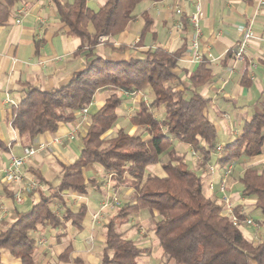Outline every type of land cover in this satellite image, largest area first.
Segmentation results:
<instances>
[{
  "label": "trees",
  "instance_id": "16d2710c",
  "mask_svg": "<svg viewBox=\"0 0 264 264\" xmlns=\"http://www.w3.org/2000/svg\"><path fill=\"white\" fill-rule=\"evenodd\" d=\"M17 1L0 0V24L12 14ZM141 1L104 0L94 11L87 7L86 0H51L59 20L68 26L71 35L80 38L75 52L85 49L88 56L94 54L93 49L101 36H114L126 28L136 17L133 11ZM141 16L144 24L140 38L152 24L147 13ZM109 46L119 51L128 48L123 43H109ZM183 49V45L173 51L149 48L140 57L124 60L95 55L67 82L53 89L43 90L24 83L25 93L13 108L11 126L30 140L46 131L54 132L60 122L76 119V111L87 107L99 88L108 86L113 90L90 114L80 153L71 163L61 164L59 182L53 185L44 180L48 194L42 193L39 201L26 211L14 208L12 221L6 222L5 228L0 230V264H5L1 260L3 250L18 257L20 264H36V239L31 231L39 224L55 228L69 220L76 228L83 227L87 206L81 203L76 211L72 210L63 193L70 190L84 194L88 188L96 187L95 180H85L83 176L84 169L94 163L109 172L117 185L133 186L135 190L133 202L117 207L104 226L100 264H138V257L151 253V247L136 246L118 229L129 214L144 208L155 209L158 214L152 229L165 260H173L174 264H264V239L254 243L243 234L240 228L243 213L235 210L239 224H234L222 213L221 200L204 194L201 174L192 169L185 154L172 145L173 141L188 145L200 155L203 165L210 163L218 145L217 130L205 113L210 99L197 90L212 77L208 61L201 57L188 76L190 86L178 89L180 78L172 70ZM246 75L247 70L243 77ZM141 91H149L153 99L148 105L140 101L129 121L147 131L148 138L141 133L129 134L123 128L108 136L106 133L118 118L117 108L123 101L121 92ZM160 106L163 115L157 118L153 108ZM263 130L264 111L256 112L245 121L241 133L224 146L215 161L224 166L241 155L250 157L261 153ZM7 149L0 139V150ZM163 155L167 157L164 161L161 160ZM155 163H160L164 175L146 174V166ZM34 174L39 181L43 180L38 171ZM240 182L241 194L253 195L255 207L264 215V168L245 167ZM6 195L14 197L11 192ZM53 199L58 200L61 214L50 207ZM71 250L68 245L57 259L84 264L79 256L69 257Z\"/></svg>",
  "mask_w": 264,
  "mask_h": 264
},
{
  "label": "crops",
  "instance_id": "0c3cea01",
  "mask_svg": "<svg viewBox=\"0 0 264 264\" xmlns=\"http://www.w3.org/2000/svg\"><path fill=\"white\" fill-rule=\"evenodd\" d=\"M103 3L104 0H86L87 7L94 11ZM140 4L141 8L137 10ZM133 12L136 17L128 22L126 28L114 36H105L90 56L85 49L75 52L80 38L71 35L68 26L59 20L51 0H18L12 7V14L0 24V139L8 148L6 151L0 150V230L5 228L6 222L12 221L14 208L26 211L39 201L42 193H49L44 180L53 185L59 182L61 164H69L79 155L90 114L104 103L111 88H99L87 106L86 113L78 110L77 118L73 121L60 122L54 132L46 131L30 140L26 134L19 135L11 126L13 108L24 96L26 82L43 90H50L67 82L73 73L81 70L86 61L95 55L110 60H124L140 57L142 52L149 48L161 47L173 51L183 45L182 55L172 70L180 78L178 89L190 86V72L197 67L201 57H205L212 77L197 87V90L202 96L210 99L205 113L217 130L218 145L222 149L241 133L245 121L254 113L264 111V0H143L136 5ZM143 12L152 18V24L140 38L144 24L141 16ZM193 13L198 16L197 26L191 21ZM246 32L250 34L244 38ZM243 39L247 54L243 60H238L234 58L233 50ZM109 43H123L128 48L119 51L112 49ZM245 70L247 75L243 77ZM141 92L131 93L133 96L122 101L117 108V123L107 133L112 132L113 136L120 128L129 134L144 131L130 123L129 119L133 114L129 115L126 124L118 122L122 118V107L133 105L136 101V111L140 101L149 104L141 98ZM149 97L150 100L153 99L152 94H149ZM153 109L160 113L156 117L161 118L162 106ZM144 138H148V134ZM27 145L36 148V153L26 160L22 169L24 180L21 186L25 187L30 178H35L39 186L27 192L22 203H16L14 197L11 199L6 192H11L14 196L20 185L5 181L4 168L9 165L12 155L21 154L23 147ZM172 145H175L174 141ZM183 147L184 152L178 151L184 153L188 165L201 174L204 194L216 196L222 203L224 197H227L233 209L243 213V218L252 219L249 213L256 210L261 216L260 222H255V225H245L242 222L240 228L247 229L246 237L254 243L264 239V215L255 207L256 198L253 195L241 194L240 182L245 167H263L264 144L261 153L250 157L241 155L224 166L215 161L222 150L215 151L210 161L215 167L214 172L208 171L207 165L196 160L191 147L185 144ZM227 166L231 167V172L227 177L225 191L220 192V178ZM35 170L43 180L36 178ZM145 172L160 176L165 174L160 163L147 165ZM83 176L85 180H95L98 185L88 188L84 194L70 190L63 193L66 204L72 210L76 211L81 203L87 206L83 227L78 229L69 220H64L61 226L55 228L49 224L37 225L31 231L36 239V264H72L70 259H57V255L68 245L72 248L69 257L79 256L84 264H100L104 246V226L117 208L113 210L112 207H102L105 187L107 189V185H110L108 192L112 193L114 190L120 200H130L127 204L133 202L135 190L133 186L117 185L110 173L104 171L97 163L88 165L83 171ZM68 197L76 200L69 202ZM144 209L148 210L146 214H140L141 210L134 212L133 216L131 213L118 227L136 246L151 247L150 254L138 257V264L139 260L149 255L160 256L162 253L158 238L152 229L158 214L155 209ZM224 212L225 208H222V213ZM148 217L152 218L149 232L145 233L139 225L131 226L135 221L144 222ZM38 236L46 237L45 244L41 241L42 245L39 247ZM1 260L5 264H20L18 257L11 256L5 250L1 252ZM173 262L168 260V264H174Z\"/></svg>",
  "mask_w": 264,
  "mask_h": 264
},
{
  "label": "built area",
  "instance_id": "2783aa9c",
  "mask_svg": "<svg viewBox=\"0 0 264 264\" xmlns=\"http://www.w3.org/2000/svg\"><path fill=\"white\" fill-rule=\"evenodd\" d=\"M179 11V10H178ZM17 22L19 19L16 20ZM191 21L194 24V26H197L198 16L197 13H193L191 15ZM197 30V29H196ZM250 32H246L244 34V38L248 37ZM105 38V36H101L99 38L100 41H102ZM196 44V42H194ZM234 58L238 60H243L247 54V46L245 44V39H243L240 43L236 44L233 50ZM199 55H197L198 57ZM80 112L86 113L87 107H83L80 109ZM222 150V147L220 145H217L216 152H220ZM36 153V148H34L31 145H27L23 147L22 153L19 155H12L11 161L8 166L4 168V179L6 182H13L16 184H19L20 186L17 188V190L14 192V200L16 203H22L25 199V194L29 191H33L39 186L38 181L35 178H30L27 180L26 186H21V183L24 180V174H23V167L26 163V160L33 156ZM192 155L196 158V160L201 161V157L199 154H197L194 150H192ZM264 168V163L263 167ZM207 170L210 172H214L215 167L212 164H207ZM231 172V167L227 166L224 172L221 175L220 182H219V190L220 192H224L226 189V181L227 177ZM111 176V175H110ZM114 202H117L116 197H114ZM102 207H106L110 204V201H108L107 197L103 199ZM223 208H225L224 215H226L234 224H239L240 221L237 217V214L235 213V210L232 207L231 201L224 197L223 199ZM243 222L246 225H255L256 223L251 218H243Z\"/></svg>",
  "mask_w": 264,
  "mask_h": 264
},
{
  "label": "rangeland",
  "instance_id": "374dc122",
  "mask_svg": "<svg viewBox=\"0 0 264 264\" xmlns=\"http://www.w3.org/2000/svg\"><path fill=\"white\" fill-rule=\"evenodd\" d=\"M141 8V4L138 6V8H137V10L138 9H140ZM113 89L112 88H110V92L112 91ZM109 92V93H110ZM122 93V96H123V100L125 101L128 97H130V96H133L131 93H126V92H121ZM143 95L141 96V98L143 97L148 103H150V97H149V94H151L149 91H142L141 92ZM137 103H136V101H135V103H133V105H127L126 107H122V114H120L121 115V119L118 121L120 124H126L127 123V119H128V117H129V115H132L133 113H134V111H135V105H136ZM137 106V105H136ZM151 106V105H150ZM152 107V106H151ZM153 110H155V109H153ZM155 112H157L155 115L156 116H158V114H160V113H158V111H156L155 110ZM160 117V116H159ZM117 123V121H115L114 122V124L113 125H115ZM136 132V131H135ZM112 132H110V133H107V135L108 136H112ZM141 134L145 137V136H147V134H146V132L145 131H141ZM174 143H175V145H174V147L177 149V150H179V151H181V152H184V147H183V145L184 144H182V143H179V142H177V141H174ZM166 155H163L162 156V160L164 161V160H166ZM107 180H108V177L106 178ZM107 184V183H106ZM108 186H110V185H107V189H106V187H105V193H104V198L105 197H107V199H108V201H110V204L109 205H107L106 207H112V209L114 210V208H116V207H119V206H121V205H125V204H127L130 200H120V198H119V195H117L116 194V192L113 190V192L112 193H109L108 192ZM46 193H48V191L46 192ZM114 197H116V199H117V202H114L115 200H114ZM67 200L69 201V202H73V201H75L76 199H74V198H70V197H68L67 198ZM71 205H72V203H71ZM50 207L55 211V212H57V213H60L61 212V207H60V204H59V202L57 201V200H52L51 201V203H50ZM149 209H152V208H149ZM153 210V209H152ZM145 211V212H144ZM146 211H148V210H141L139 213L141 214H146L147 212ZM157 213V212H156ZM132 216L134 215V213L133 214H131ZM249 216H251L252 217V219L254 220V222H260V220H261V216H260V214L256 211V210H254V211H252L251 213H249ZM136 223H134V224H132L131 226H141L143 229H144V231H145V233L146 232H149L150 230H151V226H152V218H150V217H148V219H146L144 222H141V221H135ZM242 230H243V233H244V235L246 236L247 235V232H246V230H245V228H242ZM41 236H42V234H41ZM39 237V236H38ZM44 237V236H43ZM38 238L37 240H38V242H37V244H38V247L39 246H41L42 244H41V241H42V243H44L45 244V239H46V237H44V238ZM263 238V237H262ZM93 239H95V237H93ZM102 246H103V243H102ZM173 261V260H172ZM174 263V262H173ZM139 264H168V260H165L161 255L160 256H158V255H156V256H154V254H152V257L149 255V257H146L145 259H141V260H139Z\"/></svg>",
  "mask_w": 264,
  "mask_h": 264
}]
</instances>
